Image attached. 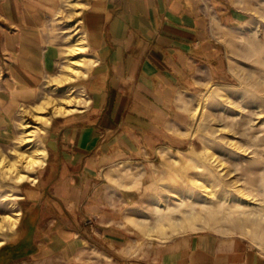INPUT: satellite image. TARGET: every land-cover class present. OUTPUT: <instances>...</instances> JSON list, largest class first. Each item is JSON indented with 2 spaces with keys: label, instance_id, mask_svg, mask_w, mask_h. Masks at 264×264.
I'll list each match as a JSON object with an SVG mask.
<instances>
[{
  "label": "crops",
  "instance_id": "obj_1",
  "mask_svg": "<svg viewBox=\"0 0 264 264\" xmlns=\"http://www.w3.org/2000/svg\"><path fill=\"white\" fill-rule=\"evenodd\" d=\"M82 4L79 22L94 60L79 83L88 100L43 128L45 160L20 195L19 236L34 247L20 264H79L85 220L98 232L117 231L132 198L127 169H146L160 150L185 147L198 96L229 77L214 22L227 29L242 20L227 0ZM56 10L57 0H0V137L16 104L51 70L46 28ZM161 248L159 264H264V253L244 240L207 233Z\"/></svg>",
  "mask_w": 264,
  "mask_h": 264
},
{
  "label": "rangeland",
  "instance_id": "obj_2",
  "mask_svg": "<svg viewBox=\"0 0 264 264\" xmlns=\"http://www.w3.org/2000/svg\"><path fill=\"white\" fill-rule=\"evenodd\" d=\"M71 2L72 9L64 0H57V10L46 28L55 50L51 70L31 98L16 104L7 121V133L0 137V151L9 160L16 159L15 148L29 152L42 146L48 117L69 114L57 113L56 106L50 104L38 116L31 106L44 96L51 94L58 103L71 101V107L76 108L73 112L87 104V92L79 85L82 73L72 74L61 86L54 85L59 86L55 94L45 87L46 78L59 73L65 64L62 51L69 45L67 37L77 33L76 37L85 38L79 22L85 0ZM227 2L242 15L230 28H221L218 22L213 26L228 58L227 81L198 96L184 134L185 147L160 150L146 169H127L125 177H130L132 185L125 189L132 198L126 214L117 218V231L98 232L92 221H84L79 264H159L161 245L178 236L204 233L242 239L264 253V0ZM85 54L90 58L83 68L87 71L94 60L89 48ZM24 122L32 126L23 129ZM23 136L33 140L19 148ZM18 164L19 170L34 176L42 163L32 169L23 161ZM28 181L17 182L16 174L8 175L0 168V264H20L34 249L19 236L24 213L20 195ZM176 193L180 200L175 199ZM169 206L179 209L168 214ZM19 210L20 218L15 216ZM10 215L19 218L18 224L10 223ZM26 264L42 263L27 258Z\"/></svg>",
  "mask_w": 264,
  "mask_h": 264
},
{
  "label": "bare ground",
  "instance_id": "obj_3",
  "mask_svg": "<svg viewBox=\"0 0 264 264\" xmlns=\"http://www.w3.org/2000/svg\"><path fill=\"white\" fill-rule=\"evenodd\" d=\"M71 1L72 0H64V2L67 4L68 8L72 9V8H74V5L72 4ZM60 13H61V11H60ZM73 16L74 15H70L69 18H71ZM76 36H77V33H73L67 37V41L69 42V45L66 48H64V50L62 51L63 57L65 59V64L62 66L60 72L57 73L56 75L49 76L46 80V86L45 87L51 88V92H53V94H55L59 88V86L56 88H54L53 86L56 84H59L60 86L62 84H65L69 79L72 78V74L73 75L74 74H80V73H82L84 75L87 74V71L83 70V68H84V66L87 65V62L90 60V58H88L89 56L87 57V55L85 54L86 50L89 47H88L86 38L76 37ZM70 95H71V93L67 94V96H69V97H70ZM57 100L58 99L53 97L51 94H47L39 102L33 104L31 106V109L37 115L39 113L41 114L43 111H45L48 108V106H50V104H54L56 106L57 113H60L62 111L70 113V112H73L76 110V108L71 107L72 106V105H70L71 101L67 100V104H66V102L63 101L62 99H61L62 101L60 103H58ZM33 115H34V113H33ZM40 117L46 118L44 116H40ZM49 120H50V117H48V121ZM31 126L32 125L28 122L23 123V129L30 128ZM32 140L33 139L31 137H24L23 136L20 140L21 144H20L19 148H24L25 146L31 144ZM1 152L2 151H0V168H4L8 175L16 174V181L17 182H22L25 178H29V180L33 179L32 174L19 170L20 167H19L18 163L20 161H23L24 163H26L27 168L32 169L34 166H37V165L44 162V160H45L44 155L46 154L45 148L41 147V146L36 147L35 150L29 151V152H21L20 149L16 150V148H15V152L17 153L16 159L14 158L15 160H12V159L9 160ZM175 199H177V200L181 199L179 194L177 195V193H176ZM190 199H191V196H189V200ZM3 200H7V198L4 197ZM190 202H191V200H190ZM181 204H185L184 201L181 202ZM190 205L192 208L193 203L191 202ZM178 209H179L178 207H175V206L170 207L169 206V207H167L166 211L168 214H174L175 212L178 211ZM157 211H158V213L163 212V209L161 208L160 205L157 207ZM18 215H19V213H15V216H18ZM9 218H11L10 223L12 225H15L18 218H14L12 216Z\"/></svg>",
  "mask_w": 264,
  "mask_h": 264
},
{
  "label": "built area",
  "instance_id": "obj_4",
  "mask_svg": "<svg viewBox=\"0 0 264 264\" xmlns=\"http://www.w3.org/2000/svg\"><path fill=\"white\" fill-rule=\"evenodd\" d=\"M84 96H86V94H84Z\"/></svg>",
  "mask_w": 264,
  "mask_h": 264
}]
</instances>
